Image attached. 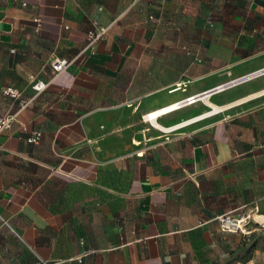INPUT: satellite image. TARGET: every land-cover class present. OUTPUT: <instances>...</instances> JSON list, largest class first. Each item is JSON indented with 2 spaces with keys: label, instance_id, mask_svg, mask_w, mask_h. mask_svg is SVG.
Here are the masks:
<instances>
[{
  "label": "crops",
  "instance_id": "crops-1",
  "mask_svg": "<svg viewBox=\"0 0 264 264\" xmlns=\"http://www.w3.org/2000/svg\"><path fill=\"white\" fill-rule=\"evenodd\" d=\"M263 69L264 0H0V264L264 262Z\"/></svg>",
  "mask_w": 264,
  "mask_h": 264
},
{
  "label": "built area",
  "instance_id": "built-area-1",
  "mask_svg": "<svg viewBox=\"0 0 264 264\" xmlns=\"http://www.w3.org/2000/svg\"><path fill=\"white\" fill-rule=\"evenodd\" d=\"M35 23H36L35 32L40 33L43 28V22L38 17L35 19ZM108 30H109V27L96 26L94 29L88 31L87 44L84 47L81 55H84L86 52L93 50L94 45L99 40L105 37ZM73 62H74L73 60H69L67 58L56 57L51 62V68H52L54 77H57L61 73L65 72L72 65ZM260 75H264V69L254 73L253 75L246 77L244 80L250 79L256 76H260ZM48 86H49V81H45L43 79H36L33 82L32 88L35 91V95L37 96L41 94L43 91H45L48 88ZM2 93L4 96L9 97L12 100L18 102L19 108L15 112L0 111V135L12 129L14 123L17 121L20 111L27 108L32 102V99L30 100L25 99L23 96V91L16 87H6L3 89ZM258 94L264 95V90L260 91ZM187 100L188 101L186 102L191 104V103H194L196 99L193 96V97L188 98ZM181 105L182 103L180 102L176 103L175 109L181 107ZM147 116L153 119L152 113L148 114ZM41 139H42V132L39 130L33 131L27 137V141L33 144L40 143ZM217 221L220 225V228L224 232H239V231L243 232L244 227L246 226V224L244 223L246 221V218L240 217V215L239 216H234L231 214L220 215L217 217Z\"/></svg>",
  "mask_w": 264,
  "mask_h": 264
},
{
  "label": "rangeland",
  "instance_id": "rangeland-1",
  "mask_svg": "<svg viewBox=\"0 0 264 264\" xmlns=\"http://www.w3.org/2000/svg\"><path fill=\"white\" fill-rule=\"evenodd\" d=\"M240 217L246 218V221L244 222L246 224V226L244 227V231L243 232L239 231V233L246 234L248 229L253 228V227H257V226L259 227L261 225L260 223L257 222L255 215L251 211L241 214ZM260 259H262V258H260ZM259 261L260 260H256L255 264H264V262L262 260L260 262ZM239 262L241 264H248L247 259H239ZM223 264H231V262L223 263ZM233 264H237V263H233Z\"/></svg>",
  "mask_w": 264,
  "mask_h": 264
},
{
  "label": "bare ground",
  "instance_id": "bare-ground-1",
  "mask_svg": "<svg viewBox=\"0 0 264 264\" xmlns=\"http://www.w3.org/2000/svg\"><path fill=\"white\" fill-rule=\"evenodd\" d=\"M175 105H176V104H175ZM175 105H174L172 108L175 109V107H176ZM166 111H167V110H166ZM166 111L164 110L163 112H166ZM155 115H156V114H155ZM152 118L154 119V115H153V113H152Z\"/></svg>",
  "mask_w": 264,
  "mask_h": 264
}]
</instances>
